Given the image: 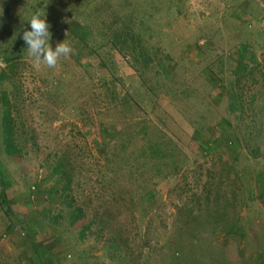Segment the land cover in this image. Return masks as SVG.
<instances>
[{
	"label": "rangeland",
	"instance_id": "obj_1",
	"mask_svg": "<svg viewBox=\"0 0 264 264\" xmlns=\"http://www.w3.org/2000/svg\"><path fill=\"white\" fill-rule=\"evenodd\" d=\"M34 12L74 54L0 59V264H264V0H0V54ZM116 16L146 57L105 44ZM144 128L166 179L137 169ZM67 203L95 214L84 240Z\"/></svg>",
	"mask_w": 264,
	"mask_h": 264
},
{
	"label": "trees",
	"instance_id": "obj_2",
	"mask_svg": "<svg viewBox=\"0 0 264 264\" xmlns=\"http://www.w3.org/2000/svg\"><path fill=\"white\" fill-rule=\"evenodd\" d=\"M96 12L98 13L99 10L96 9ZM1 19V17H0ZM131 20V19H130ZM100 24L104 23V30L102 31V37L101 38H105L107 40V42L105 44H110V50L111 48L113 49L114 46L116 43H122V45H125L124 48H119V53H124V52H128L129 54L131 55H138L140 56L141 58H144L146 57L145 54H140L138 52H142V49H141V40H140V35H139V31H128L127 29L125 28H119V29H115L114 32L110 33L109 34V29H106L109 25L112 26V27H118L120 26L122 23L125 25H129L128 21L127 20H124L123 18H121L120 16H116V17H112L111 20L109 21V23L105 22L103 19H100ZM127 37V38H126ZM130 44V45H129ZM25 48H26V45L25 43L23 42V40L21 39V42L20 44L18 45V47L16 48V50H13V48L11 49V51L9 50H2L1 54H0V59L2 61V63H4L5 65H7V67L12 70L14 67H15V64L14 62L17 61V59L20 57L23 56V53L25 51ZM139 50V51H138ZM128 54V55H129ZM4 72L1 74V80H3L5 78V75H3ZM3 75V76H2ZM5 98V97H4ZM4 107V111H3V115H2V120H1V128H2V137H3V146H4V150L6 152V154L10 157H16V156H19L21 152H19V149L16 146L15 144V140H14V125H13V122L11 120V115H10V111L7 109L8 108V105H9V102L8 100L5 98L2 103H1ZM142 139H141V142H142V146L139 150L141 155L143 157H139V158H136L135 161L136 163L138 164V170H140L142 167H148L151 166L152 168H155V173H151L149 175V177L151 179H166L168 177V174L167 175H163L164 173L161 172L160 169H158L157 167H160V166H172L174 164H171V163H168L166 162V160L169 158V155H168V149H166V152L164 153V148H163V145L167 146L170 144V143H164V142H156V141H153V140H148L147 139V134H148V129L147 128H144L143 131H142ZM123 135V134H122ZM122 135L120 137V140L122 138ZM133 146H135V144L132 142L130 144V146H126L125 147V150L124 152L126 153L127 150L129 149L130 147V150H133L132 148H134ZM135 149V148H134ZM133 151L130 152V154L132 153ZM144 153H147V156L145 157L144 156ZM140 159H142L141 161H139ZM125 165L127 166V162L126 160L124 161ZM175 164H177L175 162ZM141 166V167H140ZM53 173L54 174H61V175H65V173L61 170L59 164L57 166L54 167L53 169ZM259 179V178H258ZM264 177H262L261 180H263ZM101 180L102 182L105 184V185H108L110 183V180H108L106 178V176H102L101 177ZM60 181H65L66 183L64 184V187L62 192H61V195H63V198L64 200L68 199V196H66V191H67V186L70 185L71 181H70V178L69 177H66L63 176L60 178ZM64 193V194H63ZM2 196L4 195L3 192L1 194ZM152 198V196H151ZM2 201L5 202L4 200V197H2ZM65 210H66V215H67V219L69 220V224L70 225H75L77 222H80V221H84L86 222V219H87V216H88V213L85 212L86 210H84V208H81L79 206H71V203H67V205H65ZM147 212H148V208H147ZM105 215V214H104ZM107 216V215H106ZM95 217V214L94 216L91 215V220H88L86 223V227H83V232H81L80 234V238L84 240L85 236V231H90L88 225L90 224L91 225V222H92V219ZM100 219H102V223L103 224H107V218L105 217H102L100 216L99 217ZM91 221V222H90ZM193 226H195V224H193ZM198 226H200L198 224ZM178 248L177 247H174L171 251V256L174 257L175 259L178 260V257H175L176 254H178ZM117 253V252H116Z\"/></svg>",
	"mask_w": 264,
	"mask_h": 264
},
{
	"label": "clouds",
	"instance_id": "obj_3",
	"mask_svg": "<svg viewBox=\"0 0 264 264\" xmlns=\"http://www.w3.org/2000/svg\"><path fill=\"white\" fill-rule=\"evenodd\" d=\"M25 21L28 28L19 33V37L25 43L27 55L35 67L39 68L43 63L49 68H54L61 57L68 58L74 54L73 48L65 40L52 47L51 25L46 21L44 13L34 12Z\"/></svg>",
	"mask_w": 264,
	"mask_h": 264
},
{
	"label": "water",
	"instance_id": "obj_4",
	"mask_svg": "<svg viewBox=\"0 0 264 264\" xmlns=\"http://www.w3.org/2000/svg\"><path fill=\"white\" fill-rule=\"evenodd\" d=\"M0 72H1V69H0Z\"/></svg>",
	"mask_w": 264,
	"mask_h": 264
}]
</instances>
